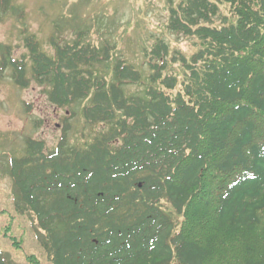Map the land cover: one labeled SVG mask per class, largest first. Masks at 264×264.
<instances>
[{
	"label": "trees",
	"instance_id": "1",
	"mask_svg": "<svg viewBox=\"0 0 264 264\" xmlns=\"http://www.w3.org/2000/svg\"><path fill=\"white\" fill-rule=\"evenodd\" d=\"M221 3L232 17L215 24ZM168 27L197 38L190 58L160 40L148 75L118 59L111 79L97 70L113 62L110 44L52 38L49 55L25 37L50 103L87 101L97 128L85 147L28 139L10 162L17 210L35 217L52 264H264V0H171ZM0 67L28 87L24 57ZM0 264L13 263L0 251Z\"/></svg>",
	"mask_w": 264,
	"mask_h": 264
},
{
	"label": "rangeland",
	"instance_id": "2",
	"mask_svg": "<svg viewBox=\"0 0 264 264\" xmlns=\"http://www.w3.org/2000/svg\"><path fill=\"white\" fill-rule=\"evenodd\" d=\"M175 4L182 0H172ZM217 1V0H212ZM171 0H12L11 9L0 13V60L11 54L28 60L30 83L22 88L14 83L11 70L0 67V251L13 264H30L36 256L41 264H52L44 250V232L33 214L17 210L19 194L10 174L12 158H22L28 139L43 141L45 150L56 149L66 134L72 147H85L97 128L87 124L82 108L87 101L57 109L48 99L49 85H40L32 77L31 61L25 37L34 35L41 49L54 55L51 43L72 42L82 33L85 42L95 46H114V60L97 66L98 72L112 78L114 62L123 59L150 73L147 60L154 45L162 40L170 53L190 58L199 48L196 37H187L168 27ZM218 24L223 14L232 17L230 5L221 3ZM82 37V38H83ZM175 69L181 73L178 63ZM144 87L129 85L127 91ZM166 210L170 207L165 202ZM15 242L20 245L16 246Z\"/></svg>",
	"mask_w": 264,
	"mask_h": 264
}]
</instances>
